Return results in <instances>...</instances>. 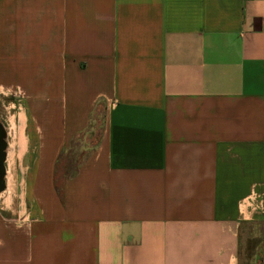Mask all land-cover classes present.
<instances>
[{"label": "crops", "instance_id": "0c3cea01", "mask_svg": "<svg viewBox=\"0 0 264 264\" xmlns=\"http://www.w3.org/2000/svg\"><path fill=\"white\" fill-rule=\"evenodd\" d=\"M264 0H0V264H264ZM257 261V262H258Z\"/></svg>", "mask_w": 264, "mask_h": 264}, {"label": "rangeland", "instance_id": "374dc122", "mask_svg": "<svg viewBox=\"0 0 264 264\" xmlns=\"http://www.w3.org/2000/svg\"><path fill=\"white\" fill-rule=\"evenodd\" d=\"M253 225L245 224L240 230V264H259V229Z\"/></svg>", "mask_w": 264, "mask_h": 264}, {"label": "flooded vegetation", "instance_id": "af4514ba", "mask_svg": "<svg viewBox=\"0 0 264 264\" xmlns=\"http://www.w3.org/2000/svg\"><path fill=\"white\" fill-rule=\"evenodd\" d=\"M1 105L0 103V192L5 187V160L7 149L6 124L1 114Z\"/></svg>", "mask_w": 264, "mask_h": 264}, {"label": "built area", "instance_id": "2783aa9c", "mask_svg": "<svg viewBox=\"0 0 264 264\" xmlns=\"http://www.w3.org/2000/svg\"><path fill=\"white\" fill-rule=\"evenodd\" d=\"M263 24H264V17L262 18Z\"/></svg>", "mask_w": 264, "mask_h": 264}]
</instances>
